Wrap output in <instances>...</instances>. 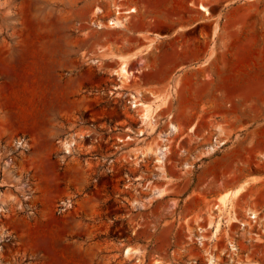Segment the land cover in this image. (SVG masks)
Here are the masks:
<instances>
[{
    "label": "rangeland",
    "instance_id": "374dc122",
    "mask_svg": "<svg viewBox=\"0 0 264 264\" xmlns=\"http://www.w3.org/2000/svg\"><path fill=\"white\" fill-rule=\"evenodd\" d=\"M198 2L0 0V264H264L261 105L230 120L170 77L154 85L160 56L189 41L153 22ZM116 5L137 8L121 29L105 26Z\"/></svg>",
    "mask_w": 264,
    "mask_h": 264
},
{
    "label": "crops",
    "instance_id": "0c3cea01",
    "mask_svg": "<svg viewBox=\"0 0 264 264\" xmlns=\"http://www.w3.org/2000/svg\"><path fill=\"white\" fill-rule=\"evenodd\" d=\"M204 1L199 0L196 13L175 16L170 26L161 19L153 22L156 28L151 34L177 40L185 34L189 41L170 47L160 56L154 85H162L170 77L172 88L188 90L185 97L193 109L210 100L212 109L227 113L230 120L239 119L243 103L251 98L264 113V25L255 24L258 15L264 13L258 12L264 10V0H225L217 3L213 12ZM147 25V20L141 22L142 33L147 32ZM211 39L216 40L217 47H211ZM250 109L248 105L245 113L250 114ZM253 177L250 175V180Z\"/></svg>",
    "mask_w": 264,
    "mask_h": 264
},
{
    "label": "bare ground",
    "instance_id": "6f19581e",
    "mask_svg": "<svg viewBox=\"0 0 264 264\" xmlns=\"http://www.w3.org/2000/svg\"><path fill=\"white\" fill-rule=\"evenodd\" d=\"M201 6L204 9V11H207L208 13L210 12L208 6H206L202 2H201ZM115 7L117 8L116 11L114 12V14L111 17H109L108 21L105 23V26L108 28H124L126 26V22L128 21V18L130 17V13L136 12L137 8L131 7L129 10L128 9L127 10H120V7L118 5H116ZM97 11L100 12V11H102V9L100 7H98ZM122 13H129V15L122 16ZM97 26L99 28H101L104 26V24H101L99 22V23H97ZM130 61H131V59L121 57V62H120L119 67H117V72L122 77L128 78L132 75V70L129 69ZM135 101H136V105L141 104L143 106V115L146 116L147 118L150 117V119H152L151 116H152V112L155 109V106L152 107L153 105L150 106L148 103H145L142 101H137V100H135ZM167 102L165 101V102H162L161 104L163 106H165L167 104ZM159 103L156 104V106H162ZM169 129H170V132H176L179 129V127L175 122L171 121L170 125H169ZM69 143H71V142H69ZM210 148L212 149L213 146H211ZM247 183L248 182H245L242 186L238 187L235 190L227 191V192L223 193L220 196V198H218L220 200V203L218 202L219 203L218 205H222V206L228 205L229 206L231 204V202H233L234 199L239 197V195L245 190ZM252 214H253V216H256V213H253V210L250 211L251 216H252ZM215 232H217V228H216ZM125 250H126L125 251L126 254H128L130 251L129 248H126ZM207 264H218V263L215 260H213L212 258H210V260H208Z\"/></svg>",
    "mask_w": 264,
    "mask_h": 264
}]
</instances>
